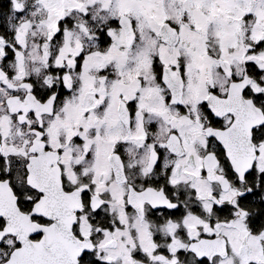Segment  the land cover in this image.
<instances>
[{
	"label": "snow or ice",
	"instance_id": "snow-or-ice-1",
	"mask_svg": "<svg viewBox=\"0 0 264 264\" xmlns=\"http://www.w3.org/2000/svg\"><path fill=\"white\" fill-rule=\"evenodd\" d=\"M0 264H264V0H0Z\"/></svg>",
	"mask_w": 264,
	"mask_h": 264
}]
</instances>
